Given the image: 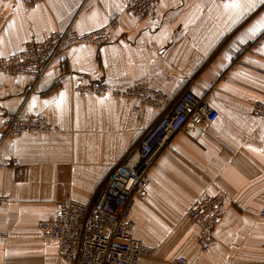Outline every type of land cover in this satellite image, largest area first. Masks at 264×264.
Instances as JSON below:
<instances>
[{"label":"crops","instance_id":"1","mask_svg":"<svg viewBox=\"0 0 264 264\" xmlns=\"http://www.w3.org/2000/svg\"><path fill=\"white\" fill-rule=\"evenodd\" d=\"M128 0H0V57L43 41L71 23L92 31L120 15ZM230 0H157L142 18L121 23L100 45L80 44L59 54L35 84L0 73V128L6 116L46 117L58 129L2 138L0 133V264H68L58 244L39 234L67 197L90 202L109 172L158 115L143 104L104 95H78L75 82L113 87L145 83L174 98L183 90L218 111L213 123L190 126L155 159L149 185L132 212V234L158 248L140 264H264V0L239 19ZM235 19V22H233ZM241 38L243 42H241ZM245 46H248L245 48ZM240 53V54H239ZM223 192V215L208 251L197 246V224L187 219L193 201Z\"/></svg>","mask_w":264,"mask_h":264},{"label":"built area","instance_id":"2","mask_svg":"<svg viewBox=\"0 0 264 264\" xmlns=\"http://www.w3.org/2000/svg\"><path fill=\"white\" fill-rule=\"evenodd\" d=\"M23 1L31 5L37 0ZM156 3L157 0H128L120 15L142 18L154 12ZM120 15L92 31L80 32L71 23L43 41H29L20 52L0 57V73L30 77L36 84L54 59L59 54H67L72 46L105 43L120 25ZM72 92L134 102L136 112L143 104H148L158 115L109 172L95 198L87 203L72 197L57 201L56 216L39 222V234L45 240L57 242L59 258L68 264H140L141 260L154 259L158 248L132 234V212L137 200L146 192L155 159L176 133L190 132V126L213 123L219 113L191 90H183L172 98L140 82L127 87H113L104 81L75 82ZM252 113L264 117V100L253 102ZM57 129L44 116L16 113L5 117L0 133L2 138H10ZM226 199L223 192L203 195L196 198L186 212L187 219L198 226L197 246L201 251H208L214 242V230L222 218ZM7 201L8 197L0 190V204ZM260 216L264 217V206ZM6 237L0 231V240ZM177 262L185 264L186 259L181 257Z\"/></svg>","mask_w":264,"mask_h":264},{"label":"snow or ice","instance_id":"3","mask_svg":"<svg viewBox=\"0 0 264 264\" xmlns=\"http://www.w3.org/2000/svg\"><path fill=\"white\" fill-rule=\"evenodd\" d=\"M223 7L231 14V17L239 19L256 7V0H230V2L224 3ZM235 19H233V22H235ZM261 29H264V18L256 21V23L248 29V32L252 36H255ZM241 42H243L242 38Z\"/></svg>","mask_w":264,"mask_h":264},{"label":"bare ground","instance_id":"4","mask_svg":"<svg viewBox=\"0 0 264 264\" xmlns=\"http://www.w3.org/2000/svg\"><path fill=\"white\" fill-rule=\"evenodd\" d=\"M198 227V226H197Z\"/></svg>","mask_w":264,"mask_h":264}]
</instances>
